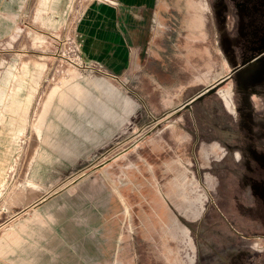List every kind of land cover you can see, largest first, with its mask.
I'll return each instance as SVG.
<instances>
[{"label": "rangeland", "instance_id": "rangeland-1", "mask_svg": "<svg viewBox=\"0 0 264 264\" xmlns=\"http://www.w3.org/2000/svg\"><path fill=\"white\" fill-rule=\"evenodd\" d=\"M226 1L239 24V65L264 49V42L256 48L264 36V0ZM13 2L15 10L21 2L23 8L14 16L12 35L0 42V211L31 185L26 172L46 102L60 89L93 78L83 77L88 69L65 62L74 9L85 0ZM171 11L162 28L167 38H201L203 59L217 62L214 73L201 71L202 81L224 74L210 0H174ZM24 68L41 76L32 102V95L23 97V83L8 94L16 71ZM229 85L219 94L215 87L204 104L179 113L145 108L128 90L124 100L119 97L114 113L122 120L110 126L101 145L104 155L120 156L109 177L126 201L119 253L111 264H264V53ZM225 95L233 111L224 106ZM24 108L29 118L18 131L17 113Z\"/></svg>", "mask_w": 264, "mask_h": 264}, {"label": "crops", "instance_id": "crops-1", "mask_svg": "<svg viewBox=\"0 0 264 264\" xmlns=\"http://www.w3.org/2000/svg\"><path fill=\"white\" fill-rule=\"evenodd\" d=\"M13 1L0 4V42L12 35L14 16L23 8L21 2L15 10ZM173 2L93 0L74 9L72 33L79 58L103 72L88 69L83 77H93L90 83L84 78L60 89L53 102H46L43 126L26 172L31 185L24 186L0 211V264H111L116 259L126 201L109 177L111 164L120 156L104 155L101 145L109 137L110 126L122 118L114 113L116 107L120 110L119 97L124 100L128 90L141 98L143 107L162 114L190 110L204 104L209 95L183 104L239 63V24L234 11L226 0H210L215 44L228 70L202 81L201 71L214 73L217 62L203 59L205 40L201 38L180 42L167 38L162 28ZM232 76L216 86V94L231 86ZM114 78L119 80L117 86L108 81ZM40 79L28 69L16 71L8 94L23 83V97L32 95V102ZM223 104L233 111V101L232 106ZM27 113V108L17 113L18 131L28 121ZM93 175L97 176L91 181Z\"/></svg>", "mask_w": 264, "mask_h": 264}, {"label": "built area", "instance_id": "built-area-1", "mask_svg": "<svg viewBox=\"0 0 264 264\" xmlns=\"http://www.w3.org/2000/svg\"><path fill=\"white\" fill-rule=\"evenodd\" d=\"M84 1V0H83ZM86 3L93 1V0H85ZM84 3V2H83ZM66 43L70 45V52L68 56L65 58V62L69 64V66L78 68V69H94L98 72H103L102 70L95 68L90 63L86 62L85 60L79 58L77 47H76V40L74 34L70 33V35L65 39Z\"/></svg>", "mask_w": 264, "mask_h": 264}, {"label": "water", "instance_id": "water-1", "mask_svg": "<svg viewBox=\"0 0 264 264\" xmlns=\"http://www.w3.org/2000/svg\"><path fill=\"white\" fill-rule=\"evenodd\" d=\"M264 53V49L260 50L256 56H254L253 58L251 59H243L240 64L238 66H236L235 68H233V70L227 74L226 76L222 77L220 80H218L217 82L211 84L210 86H208L205 90H203L200 94H198L197 96H195L194 98H192L189 102L183 104L182 107L186 106V105H189L192 101H194L195 99H199L201 98L204 94H209L211 93L214 88L222 83L225 79L229 78L232 76V74L236 73L237 71H240L241 69H243L244 67L250 65L256 58H258L259 56H261L262 54Z\"/></svg>", "mask_w": 264, "mask_h": 264}, {"label": "flooded vegetation", "instance_id": "flooded-vegetation-1", "mask_svg": "<svg viewBox=\"0 0 264 264\" xmlns=\"http://www.w3.org/2000/svg\"><path fill=\"white\" fill-rule=\"evenodd\" d=\"M240 30H241V29H240ZM240 34H241V33H240ZM238 35H239V34H238ZM262 37H263V38H260L261 40H260L259 42H257L256 48L259 47V46H260V47H263L262 44H263V42H264V36H262ZM238 40H239V38H238ZM238 45H239V43H238ZM223 101L226 103V105H228V106H232V98H231L229 95H225ZM236 159L240 160V155H239V154L236 156Z\"/></svg>", "mask_w": 264, "mask_h": 264}]
</instances>
